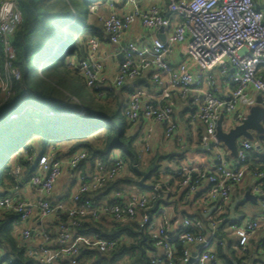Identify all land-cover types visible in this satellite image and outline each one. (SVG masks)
<instances>
[{
  "label": "built area",
  "instance_id": "1",
  "mask_svg": "<svg viewBox=\"0 0 264 264\" xmlns=\"http://www.w3.org/2000/svg\"><path fill=\"white\" fill-rule=\"evenodd\" d=\"M258 0H166L165 6L153 4L141 7L138 0L107 1V9L122 6V14L112 12L100 15L99 5H92L90 12L97 15L109 42L122 54L118 70L112 80V87L122 89L139 78H146L159 89V99L149 102L148 85L134 86L123 107V114L132 123L140 118L160 124L164 135L170 139L178 129L175 120V98L189 101L195 108L191 113L194 121L204 127L200 144L213 148L208 165L179 166L175 172L177 195L190 196L202 189L203 208L196 215L182 218L174 227L167 216L163 190L170 192V184L155 183L151 193H133L121 202L120 192H115L114 203L95 206L90 194L96 193L107 183L114 182L122 173L125 161L119 153H113L110 164L98 160L88 178L79 174L76 189L66 206L54 201V191L64 164L69 171H76L87 157V151L80 149L64 157L57 156L53 148L48 153L34 154L30 159L37 163V171L27 184L38 192L37 198L19 200L18 187L12 193L0 197V208L16 213V232L22 242L28 244L33 237L39 243L28 249V255L38 264H77L82 251L96 250L110 252L118 246L117 239H105L97 235H83L77 232L84 221L92 217L99 219L108 215L114 222L134 221L152 242L149 251L150 264H222L213 250L217 231L227 223L225 209L229 207L233 189L250 174L253 179L252 192L263 202L262 213L242 223L230 222V228L240 240V250L246 253L249 241L264 225V169H250L248 153L255 145L244 140L237 143L235 155L227 157L222 142L217 138L219 120L234 115L235 125H240L246 116L238 111L240 100L249 88L260 94L264 102V13L257 7ZM22 23V12L18 0H0V45L2 64L0 66V96L3 101L14 94L16 81L22 79L13 35ZM139 23L146 31L162 29L164 39L154 36L148 44L140 45L134 39H124L132 26ZM99 37L92 36L84 58L68 60L67 66L77 69L90 88L99 90L104 96L107 88L105 65L99 58L101 48ZM122 43H124L122 45ZM182 47L186 61L173 65L169 57L176 48ZM229 88L226 95L219 92L218 82ZM199 93L201 97H199ZM49 115H54L50 110ZM83 115V113L81 114ZM13 114L11 118H16ZM150 129L143 137L145 151H150ZM22 167H13L11 174L19 178ZM175 193V194H176ZM157 202V204H156ZM66 220L62 221V216ZM58 221L57 237L53 239L50 224ZM44 224V225H43ZM25 244V245H26ZM182 247L180 250L179 245ZM27 246V245H26ZM260 246L264 247V243ZM194 247V248H191ZM5 246L0 245V264H11ZM244 260L240 259L243 264Z\"/></svg>",
  "mask_w": 264,
  "mask_h": 264
},
{
  "label": "trees",
  "instance_id": "2",
  "mask_svg": "<svg viewBox=\"0 0 264 264\" xmlns=\"http://www.w3.org/2000/svg\"><path fill=\"white\" fill-rule=\"evenodd\" d=\"M107 1L18 0L22 23L14 32L13 42L17 55L15 64L22 79L15 82V94L9 100L3 101L0 96V197L12 193L19 184L27 183L37 171V163L30 159L34 154L42 155L53 148L57 150L58 157L85 149L87 157L79 168L94 167L98 160L108 165L113 153H119L130 176L118 177L107 183L96 192L99 196H106L119 184H138L135 165L140 167V158L137 136L134 135L135 123L124 116L125 103L120 101L117 90L109 86L103 88L105 94L99 96L100 103L84 105L71 88L72 80L82 77L77 69L67 66L70 57L79 60L82 54H86L90 37L102 38L104 30L94 21L96 15L90 12V7L104 5ZM2 58L0 45V66ZM130 87L134 85H128L125 90L129 91ZM92 90L95 97L99 95L98 89ZM50 110L54 115H49ZM13 114H17L15 119L11 118ZM70 141L74 143L68 152L58 151V144ZM260 141L261 148H253L248 153L250 169H264V137ZM17 165L22 167L18 179L11 174ZM157 168L149 170V178L158 171ZM178 180L176 177L175 182ZM159 202L164 203L162 200ZM17 218L16 213L0 208V245L7 250L4 260L12 259L11 264H34L26 243L16 235L14 224ZM66 219L63 215L62 221ZM98 221L89 217L76 231L83 235L117 239L118 246L106 253L85 249L79 259L85 260L86 264H118L124 258L128 259V264H150L152 242L138 223L107 220L105 226ZM55 222L57 225L58 221ZM228 252L235 256L232 248ZM216 255L226 260V264H233L220 248ZM234 260L241 264L237 257Z\"/></svg>",
  "mask_w": 264,
  "mask_h": 264
},
{
  "label": "crops",
  "instance_id": "3",
  "mask_svg": "<svg viewBox=\"0 0 264 264\" xmlns=\"http://www.w3.org/2000/svg\"><path fill=\"white\" fill-rule=\"evenodd\" d=\"M119 2L120 0H115ZM139 4L141 7H147L153 4H159L161 6H165L166 0H138ZM257 7L263 11L264 13V0H258L257 1ZM116 12L119 14H122L125 10L122 6H117L115 9H107L106 5H101L99 13L98 14H103L105 16L110 15L112 12ZM96 15V14H95ZM101 26V25H100ZM159 31H146L142 29L139 23H136L134 26H132L129 30L124 35V39H134L136 42H138L140 45H145L148 44L149 41L156 35H159ZM101 40V48L99 51V58L103 61L105 65V77L108 82H106L107 86L112 87V80L114 76L117 73L118 70V64H119V55L117 53L118 49L115 45L111 44L109 40L107 39V34L103 32L102 38L99 37ZM75 57H70L69 60H74ZM169 61L173 65H178L180 62L186 61L184 51L182 47H177L173 54L169 57ZM218 82V87H219V93L221 95H226L230 88L222 81H217ZM145 85H148L150 88V93L151 97H149L148 101L149 102H156L159 99V89L152 85L149 81L143 83ZM128 86V85H127ZM122 89H116L117 93L120 97V101L125 103L128 100L129 94L132 91L134 87H130L131 89L129 91H126V87ZM131 86V85H129ZM201 97V94L199 93L198 95ZM174 98H175V120L178 123V129L174 136L170 139L166 138L164 135V128L160 124L152 123L151 121L145 119L144 117L140 118L137 123L134 124V135L137 136L136 140V146L137 150L139 153V158L140 162L142 163V154L144 152L146 153L147 151L144 150L143 147V137L146 133H148L149 129L151 131L150 133V151H153L158 158L160 156V153H164L167 155V161L168 163L166 167L163 170V175L166 176L167 183L166 185L170 184V192L172 195L168 198L167 201H164L165 207L168 205L170 200L176 202V206L178 205L177 208H175V212H169L166 208V213L167 216L171 219L173 226L178 227V225L181 223L182 218L184 216H188V213L186 211V208L189 207L190 211H192V215H196L199 212H201L203 208V202H202V189L199 191L198 194L195 195H190V196H184V195H177V193L173 194L171 187L176 181V175L175 172L177 171L178 167L181 166L178 163V160L176 159V153L178 151L183 152H188L190 154V160L189 163L187 164L188 166H195V167H200V166H205L208 165L209 162L211 161V158L213 156V151L212 148H206L200 144V137L204 133V127L199 121H194L191 118V113L194 110V106L189 102V101H182L177 98V91L174 92ZM253 108H259L263 113H264V102L261 100L260 94L256 92L255 90L249 88L247 90L246 95L240 100L239 106H238V111L242 113L243 115L246 116V119L249 117L251 114V110ZM230 116L229 118L235 122L234 115H226ZM222 117V129H223V123L225 117ZM261 128L262 131H253L252 139H246V138H241L239 141H244L248 140L253 142L255 145L256 142L259 143L260 148H261V137H264V117L260 120ZM236 126V125H235ZM233 127H229V129L224 130L225 132H229ZM195 133L198 134L199 138L198 141L194 142V136ZM68 148L74 143L73 141L70 142H63L61 144H58V151L61 150L63 144H66ZM239 143V142H238ZM223 145L225 146V149L223 151L226 153L227 157L231 158L235 155L224 143ZM256 148L255 149H260ZM52 150V149H50ZM55 151H57L55 149ZM63 155L60 156V158L64 159L62 157ZM67 157V156H66ZM165 157V156H160V158ZM180 157V156H179ZM157 158H153L151 160V163ZM150 163V162H149ZM248 167L249 164L247 163ZM138 166V165H135ZM95 167V166H94ZM94 167L92 165H87L85 167L79 168V174H85L86 177H90L91 173L94 171ZM138 168L141 171L144 172H149V170H142L141 165ZM64 170L65 174H67L70 179H74L75 176V171H69L68 167L66 164H64ZM159 170L156 172H160ZM138 174V172H137ZM130 176V172L128 170L127 164L124 167V170L122 173L119 175V178H122L124 176ZM139 175V174H138ZM150 176V175H149ZM141 176L139 175V180ZM149 177L147 178V180ZM139 180L138 184L131 183V184H119L117 188L109 191L107 195L99 196V194H94L93 196L91 195V198L94 199V205L95 206H102V205H107V204H112L117 198L115 197V192L118 191L121 194V199H119L121 202H125L129 199V196L133 193H141V192H136L135 188H141V189H149L151 186L147 185L148 188H143L141 185H139ZM147 180L145 181L147 184ZM76 181V182H75ZM75 184L73 187V192L76 189V183L77 180H75ZM173 182V184H172ZM254 179L253 177L248 174L242 182H240L239 185H237L232 193H231V199L229 202V207L225 209L226 212V217H227V223L224 225H221V227L217 231V238L215 241V246L213 250L217 253L219 248L222 250L224 255L232 261L233 264H237L234 260L235 257H237L239 260L244 259L243 264H264V247L260 246L262 243H264V225L261 227L260 230L255 233V237L249 241V245L247 247L246 253H243L240 250V240L238 237L235 235L234 231L230 228V222L231 221H237L239 223H242L244 219L247 218H254L250 216H246L244 213H242V205L244 202H252L254 204H258L259 200L257 196L252 192V186H253ZM18 187V193L16 198L19 200H26V199H31V198H37L39 196L38 192L35 191V189L31 188L27 183L24 184H19ZM15 187V189H16ZM66 184L63 186L62 190L59 192L58 189H55L54 193V201L57 203H62L64 205H68L70 198L73 194V192L68 195L65 194L67 191L65 190ZM103 192V191H102ZM249 193L251 196L255 198V201L246 199V194ZM101 194V193H100ZM180 196V197H179ZM20 197V198H19ZM186 200V201H185ZM262 202V201H261ZM263 204V202H262ZM182 207V208H181ZM181 208V209H179ZM246 208V207H245ZM263 208V207H262ZM101 219V220H100ZM112 220L110 216L102 214L98 220L99 223H102V225H106L107 220ZM104 221V222H103ZM56 222L54 221L53 224H50L49 231L52 233L53 239H56L57 237V227H56ZM104 223V224H103ZM44 225V224H43ZM237 237V245L234 247V250L237 251L235 252V256H232L228 252V249L231 248L232 246V241L230 240V234H233ZM257 235V237H256ZM39 243L38 237H33L32 241L28 242L26 244V250L33 245L37 246ZM194 248V247H191ZM239 252V253H238ZM36 261V259H34ZM222 264H226V260L223 258H220ZM128 259L124 258L122 261H120L118 264H128ZM77 264H86L85 260L78 259ZM242 264V263H241Z\"/></svg>",
  "mask_w": 264,
  "mask_h": 264
},
{
  "label": "rangeland",
  "instance_id": "4",
  "mask_svg": "<svg viewBox=\"0 0 264 264\" xmlns=\"http://www.w3.org/2000/svg\"><path fill=\"white\" fill-rule=\"evenodd\" d=\"M100 15H103V14H100ZM95 17L96 18L94 19V21L100 25V22H99L97 15ZM69 39H71V38H69ZM68 46H70V43H68ZM185 59H186V56H185ZM74 61H77V63H78L77 58H74ZM79 75H80V73H79ZM71 88H72L74 94L76 96H78L79 100L84 105L89 106L92 103H94V104L100 103L99 95H96V97H95L94 91L92 90V88H90L86 85L84 79H82V78L73 79L71 82ZM72 99L74 100L75 103L78 102L74 96H72ZM111 101H114L113 98L111 99ZM81 112H83V111H81ZM229 117L230 116H226L224 119V123H223V129L224 130H226V129L228 130L229 127H234L236 124ZM13 119H15V118H13ZM198 138H199L198 134L195 133V136L193 139L194 142L198 141ZM66 145H67V143L63 144V146H62L61 150H59V152H62V153L68 152L70 147L68 148V146H66ZM222 148L225 149V146L223 145V143H222ZM212 151H214L213 148H212ZM56 153H57V151H56ZM142 155H143L142 156V163H140L142 170H150V169H155L156 167H158L157 170L160 171V170H163L168 163H170L169 161H167V159H168L167 155L164 153H160V156H162V155L165 156L162 158H160V156L157 158L153 151L146 152V153L144 152V154H142ZM66 156H68V155H66ZM66 156L63 155L62 157H66ZM153 158H157V159L155 160V162L153 161V163H151V160ZM176 159L178 160V163L181 166H187V164L189 163V160H190V154H188V152H185L183 154V152L180 153V151H178V153H176ZM67 177H69V176L67 174H65V170H64L57 180L55 189H58V191L60 192L62 190L63 186L66 184L65 190L67 192L65 194L70 195L73 192L72 190H73L74 184L76 182L75 180H78L79 168L75 171L74 179H70ZM167 180L168 179L166 178V176L163 175V171H160V172L154 171L153 176L147 180V185L151 186L155 183L166 184ZM135 190H136V192H145L147 194H150L152 191L149 189H141L138 187H136ZM171 190H172L173 194L176 192L175 183L171 187ZM176 202H177V200H175L174 202H172V200H170L168 205H166V208L169 212H172V213L175 212V210H176L175 208L178 207V205L176 206ZM262 207H263V204L261 201H259L258 204H254L252 202H244L242 205V213H244L246 216L256 217L262 213ZM181 208H179V209H181ZM186 211H187L188 215H192V213H193L192 211H190L189 207L186 208ZM20 228H21L20 226H15V231L17 232ZM16 235H18V234L16 233ZM229 236L231 237L230 240L232 241V246H231L232 251L237 253V251L234 250V247L237 245V240H236L237 237L234 234L233 235L230 234ZM254 237H255V235H254ZM256 237H257V235H256ZM39 258H40V254L36 257V261L34 264H38Z\"/></svg>",
  "mask_w": 264,
  "mask_h": 264
},
{
  "label": "water",
  "instance_id": "5",
  "mask_svg": "<svg viewBox=\"0 0 264 264\" xmlns=\"http://www.w3.org/2000/svg\"><path fill=\"white\" fill-rule=\"evenodd\" d=\"M160 37L164 39V35L162 34V29L159 30ZM107 39L109 40V36H107ZM124 43H122L123 45ZM81 58H84V54H82ZM119 59H122V54L119 55ZM147 82L146 78H139L133 82L134 86L141 85L142 83ZM264 117V113L259 108H253L251 110V114L249 117L240 125L234 126L229 132H225L222 129V118L218 122L217 126V138L224 143L233 153L236 152L237 149V143L239 140L243 137L246 139H252L253 131H262V126L260 124V120ZM256 148H260V145L258 142L255 143ZM206 148H209L208 146H205ZM136 171L141 176L139 180V185L143 188H148L146 184V180L150 175V172H144L141 171L138 166H135ZM163 193V200L167 201L170 197V193L166 190L162 191ZM246 199L255 201V198L251 196L249 193L246 194ZM193 262V258L190 260V263Z\"/></svg>",
  "mask_w": 264,
  "mask_h": 264
}]
</instances>
